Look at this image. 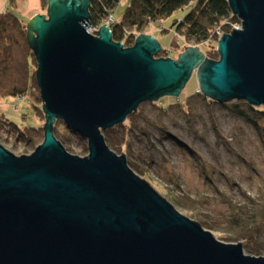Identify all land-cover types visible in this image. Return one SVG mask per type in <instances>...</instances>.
<instances>
[{"label": "water", "instance_id": "95a60500", "mask_svg": "<svg viewBox=\"0 0 264 264\" xmlns=\"http://www.w3.org/2000/svg\"><path fill=\"white\" fill-rule=\"evenodd\" d=\"M227 1L243 29L221 37L218 60L198 47L158 58L155 36L125 47L107 24L92 35V0H49L31 18L44 140L22 156L0 143V264H264L182 214L104 136L142 103L179 97L195 73L204 96L264 107V0ZM58 121L88 156L58 140Z\"/></svg>", "mask_w": 264, "mask_h": 264}, {"label": "rangeland", "instance_id": "374dc122", "mask_svg": "<svg viewBox=\"0 0 264 264\" xmlns=\"http://www.w3.org/2000/svg\"><path fill=\"white\" fill-rule=\"evenodd\" d=\"M8 1L0 0V8ZM16 1L15 13L27 19L23 12L29 8V0ZM130 2L124 0L118 6L117 20ZM10 5L9 2L7 7ZM188 10H179L168 19L151 24L146 34L155 33L160 39L163 45L160 54L164 58L177 60L186 47H198L208 59H219L218 40L196 45L176 34L172 24ZM46 13L47 10H43V14ZM168 35L174 37L167 44ZM13 55V68L5 69L6 64L0 66L5 69L0 74V112L19 126H44L45 119L37 116L34 104L38 103L31 91L22 98H1L14 81L20 83L25 79L28 50L22 43L15 47ZM28 62L30 72L36 73V58L30 56ZM199 91L195 73L179 97L167 96L158 102L142 103L137 110L139 114H131L124 123L105 131L106 142L118 155H126L129 165L132 162L138 166L140 171L130 165L182 214L199 223L198 217L211 223L214 228L207 230L218 240L229 244L241 242L246 254L264 256V231L259 238L263 251L259 255L247 250L245 240H232L228 228L232 210L222 195L226 194L237 203H243L246 197L264 196V115L257 117L247 111L249 116L246 117L239 112L246 110L247 102L211 103L197 94ZM35 92L40 94L39 88ZM57 135L71 154L89 155L88 140L68 129L63 122L57 127ZM43 140L44 136H40L38 145L25 144L15 132L11 134L0 128V143L17 156L32 154Z\"/></svg>", "mask_w": 264, "mask_h": 264}, {"label": "trees", "instance_id": "16d2710c", "mask_svg": "<svg viewBox=\"0 0 264 264\" xmlns=\"http://www.w3.org/2000/svg\"><path fill=\"white\" fill-rule=\"evenodd\" d=\"M119 1L92 0L90 24L93 26L102 25L110 14L116 11ZM48 2L49 0H41L42 9L45 11L48 9ZM10 3V7L0 15V66L6 64L5 69L13 68L14 49L16 46H21L22 43L27 48L29 55H27V66H25V79L20 83L13 80L12 88L6 91L5 94H1V98L10 96L22 98L31 91L35 94V99L38 103L34 104L37 116L45 119L41 106V96L39 92H35V89L38 88L36 73L29 70L28 58L30 56L35 57V55L30 49L27 39L28 22L15 13V9L18 7L17 1L10 0ZM188 8L189 10L182 17V20H175L172 27L186 40L195 44H201L210 39L216 33L217 28L223 25V21L226 18L233 17V21L235 19L238 21L237 16L232 15L227 0H131L121 20L116 21L112 25L113 39L116 42H123L125 47H131L139 35L146 33L151 24L164 21L177 11ZM159 57L164 58L163 54L160 53ZM5 69L0 68V74H3ZM197 94L200 95L201 93ZM191 98L189 97V99ZM204 99L211 103H221L207 96H204ZM227 103L229 102H223L222 104L226 105ZM246 107V110L239 112V114L248 117L247 111H252L257 117L261 114L264 115L263 106L253 107L247 103ZM136 114H139V112L133 113L132 116ZM250 120L252 119L250 118ZM60 123L62 124L61 121H58L55 125L56 137H58L57 127ZM0 128L11 134L15 132L25 144L38 145L40 143L39 137L44 136L43 125L39 127L19 126L11 122L1 112ZM130 165L136 171H140L137 168L138 166L132 162H130ZM222 195L232 210L231 220L228 225L232 233V240H245L246 248L250 253L261 254L263 251L259 247V238L264 231V196L260 198L246 197L243 203H237L232 198L227 197L226 194L222 193ZM198 218L206 229H212L213 225L207 222L206 219L203 217Z\"/></svg>", "mask_w": 264, "mask_h": 264}, {"label": "built area", "instance_id": "2783aa9c", "mask_svg": "<svg viewBox=\"0 0 264 264\" xmlns=\"http://www.w3.org/2000/svg\"><path fill=\"white\" fill-rule=\"evenodd\" d=\"M124 0H120L118 3V6L123 3ZM232 13V12H231ZM233 15V13H232ZM235 16V15H233ZM238 18V17H237ZM182 18H180L178 21H181ZM117 20L115 19V12L111 13L110 16L104 21V23H102V25L107 24L111 29H112V25L116 22ZM102 25H98V26H93L90 25L87 27V32L92 34V35H98V30ZM175 29V28H174ZM241 30L243 29V24L242 21L238 18V21H233V17H228L223 21V25L219 26L216 30V33L207 41H205L204 43L207 44L211 41L214 40H220L221 37L224 34L227 33H231L233 30ZM173 30V29H172ZM176 30V29H175ZM178 35V37H180L179 33H176ZM123 43V42H122ZM198 45V44H196Z\"/></svg>", "mask_w": 264, "mask_h": 264}, {"label": "crops", "instance_id": "0c3cea01", "mask_svg": "<svg viewBox=\"0 0 264 264\" xmlns=\"http://www.w3.org/2000/svg\"><path fill=\"white\" fill-rule=\"evenodd\" d=\"M9 2H10V0L8 1V3L7 4H9ZM7 4H6V6H1V8H0V15H1V13H3L4 11H6L9 7H7ZM20 6V5H19ZM118 8V7H117ZM19 9H20V7H19ZM27 11V12H26ZM26 11L25 12H23V15H24V17H26L27 19H24L26 22H29L30 20H31V18L32 17H34L35 15H37V14H43V9H42V6H41V0H29V8L28 9H26ZM116 11H117V9H116ZM115 11V12H116ZM21 13V12H20ZM122 17H123V15H122ZM121 17V18H122ZM23 19V18H22ZM116 19V18H115ZM117 20V19H116ZM121 19H118L117 21H120ZM150 35H153V36H155L159 41H160V39L155 35V33H153V34H150ZM169 36V37H168ZM167 37H166V40H167V44L172 40V38L174 37L173 35L171 36V35H168ZM161 43V42H160ZM161 45H162V43H161ZM162 47H163V45H162Z\"/></svg>", "mask_w": 264, "mask_h": 264}]
</instances>
